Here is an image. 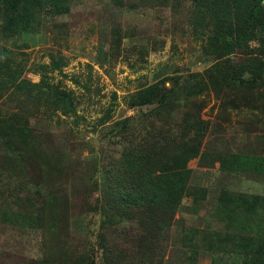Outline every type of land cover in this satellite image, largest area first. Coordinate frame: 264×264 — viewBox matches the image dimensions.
<instances>
[{
    "label": "rangeland",
    "instance_id": "obj_1",
    "mask_svg": "<svg viewBox=\"0 0 264 264\" xmlns=\"http://www.w3.org/2000/svg\"><path fill=\"white\" fill-rule=\"evenodd\" d=\"M68 2L66 13L48 11L38 34H25L15 45L14 40L6 43L3 39L1 27L5 18L0 12V46L17 53V60L23 59L22 53L26 55L24 78L38 82L40 75L35 73V66L49 63L48 54H60L67 62L61 72L50 76L55 86L72 94L76 123L75 117L63 116L47 95L39 96L34 104L27 106L32 115L27 121L38 146L53 150L63 160L58 184L67 194L68 216L51 248L64 253L69 263L74 258L75 264H89L88 257L97 255L94 264H100L97 262L100 254L92 253L90 246L104 225L102 232L108 247V254L102 256L105 264H136L138 260L137 264H185L188 256L180 241L184 229L210 228L221 232L226 228V221L211 212L220 190L264 196V177L232 173L216 161L220 152L243 154V150L264 157V117L254 111L243 113V109L240 113L230 107L226 111V102H220L210 93L195 108L182 98L167 112L155 105L127 107L129 97L141 88L164 78L202 72L217 62L204 49L203 24L193 0ZM118 31L121 43L111 55L110 40ZM16 106V102L7 98L0 100L4 118L20 114ZM198 111L203 120H208L209 133L203 140V161H191L188 167L195 182L207 189V197L194 207L191 199L182 200L174 217L150 216L143 210L135 211L138 215H134L129 210L128 219L120 221L115 218V211L106 207L105 218L99 198L110 165L117 167L129 148L142 149L144 138L155 141L144 134L152 122L177 134L184 115L192 117ZM127 118L132 121L130 129L120 137L118 127L113 125ZM13 147L0 149V190L4 191L0 204L6 211L3 222L0 221V264H37V261L50 264L49 251L39 245L41 237L20 234L19 226L9 214L19 211L14 202L32 191L29 179L40 173L37 167H27L24 175L19 176L11 166L16 156ZM44 193L42 190L41 194ZM53 257L56 260L57 255ZM147 257L151 260H146ZM197 264H210V257L202 254Z\"/></svg>",
    "mask_w": 264,
    "mask_h": 264
},
{
    "label": "trees",
    "instance_id": "obj_2",
    "mask_svg": "<svg viewBox=\"0 0 264 264\" xmlns=\"http://www.w3.org/2000/svg\"><path fill=\"white\" fill-rule=\"evenodd\" d=\"M193 1L203 24L199 22L203 26L204 49L208 55H214L217 62L202 72L164 78L143 87L129 97L127 107L138 109L155 105L158 110L167 112L182 98L195 108L197 102L210 93L220 102H226V111L229 107L239 113L243 109V113L254 111L264 117V0ZM68 8V0H0V12L5 18L1 27L3 39L6 43L14 40L12 44L15 45L25 34L36 35L48 11L62 14ZM120 43L119 31L114 32L110 40L111 55L118 50ZM21 55L23 59L17 60V53L0 46V100L7 98L16 102L22 115L4 118L0 111V139L3 140L0 141V149L14 146L16 156L11 166L19 176L24 175L27 167H37L40 173L29 179L32 191L14 202L19 211L9 214L19 226L20 234L26 232L35 238L41 237L39 245L49 251L50 264H75L74 258L69 263L64 253L51 248L68 216L67 194L58 184L63 160L53 150H43L38 146L37 137L27 121L32 117L27 111L28 104H34L39 96L47 95L63 116L75 117L76 123L72 94L55 86L50 76L61 72L67 62L60 54H48L49 63L35 66L40 80L32 83L24 78L27 57L23 53ZM200 114V111L192 117L185 114L177 134L171 128L152 122L144 134L155 141L149 142L144 138L142 149L138 151L131 147L120 158L117 167L110 165L105 172L99 198L105 218L106 207H111L115 218L120 221L128 219L126 214L129 210L134 215L135 211L143 210L150 216L174 217L182 200L191 199L194 207L207 197V189L195 182L192 169L188 167L191 161L204 159L201 154L209 124ZM108 118L101 119L100 124ZM131 122V118L120 120L113 128L118 127L116 131L122 137L129 131ZM216 161L232 173L249 178L264 177V157L253 152L243 150V154L230 155L220 152ZM42 190H45L44 195ZM3 195L4 191L0 190V196ZM31 195H36V199ZM5 212L0 204L2 222ZM211 212L226 221V228L221 232L210 228L184 229L180 241L188 256L185 264H197L202 254L210 257V264H264V196L220 190ZM152 222L154 220L151 219ZM101 228L104 229V225ZM103 229L99 230L90 246L92 253L100 254L97 259L100 264H105L102 256L108 254ZM52 253L57 255L56 260ZM96 256L88 257L89 264H94Z\"/></svg>",
    "mask_w": 264,
    "mask_h": 264
}]
</instances>
